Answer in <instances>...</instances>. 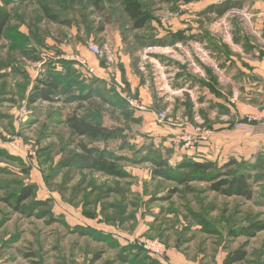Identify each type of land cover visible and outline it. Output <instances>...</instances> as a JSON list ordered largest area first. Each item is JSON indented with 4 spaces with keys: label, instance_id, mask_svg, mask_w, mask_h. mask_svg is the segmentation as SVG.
<instances>
[{
    "label": "rangeland",
    "instance_id": "obj_1",
    "mask_svg": "<svg viewBox=\"0 0 264 264\" xmlns=\"http://www.w3.org/2000/svg\"><path fill=\"white\" fill-rule=\"evenodd\" d=\"M139 1L154 18L146 30L131 31L132 36H160L162 27L175 26L178 11L185 13L184 22L190 21L184 26H191L206 46L211 43L209 39L237 37L240 32L248 33L244 35L247 38H255L249 29L254 18L246 16L251 8L234 10L218 18L203 16L201 11L223 0ZM241 1L244 6H251L256 0ZM122 2L0 0V9L12 18L5 36L0 38V75H6L0 79V264H150L175 261V257H182L188 264H224L228 254L237 250L247 253L244 264H263L264 230L253 236L246 232L249 227L264 225V173L251 172L255 180L252 200L212 192L204 182L179 186L174 180L155 177V166L149 159H143L148 155L155 157L150 151H160L165 156L173 148L171 168L182 160L175 153L176 136L170 144L161 142L160 129H175V126L157 121L161 113L158 107L145 106V111L137 112L144 119L150 114L151 119L147 118L149 122L142 128H136L142 135L157 138L152 143L138 137L131 141L134 146L129 152H120L126 157L121 163L124 178L59 167L61 162L80 152V144L88 143L85 139L72 138L63 122L75 113L83 114L90 103L60 96L54 103L39 101L30 105L28 96L50 69L67 74L68 68L61 63L67 57L63 43L76 51L79 44L102 42L104 55L113 56L115 63L111 69L116 74L120 62L115 53L121 45V32L129 29ZM46 13L57 20H51ZM227 23L232 24V30H227ZM206 46L191 44L167 50L157 45L144 49V53L141 50L140 66L155 95L159 97L158 89L162 87L161 66H169L172 61L185 65L194 62L198 67L202 61L208 64L209 59L200 56L201 51L206 52ZM3 65L7 67L2 68ZM73 71L78 81L72 91L74 97L95 90L113 97L109 92L114 87L97 83L95 74L89 75L76 66ZM93 101L102 104L98 98ZM111 108V104L104 106L109 115L117 112ZM168 113L174 118V111ZM144 143L149 152H141ZM231 171L248 173L242 167ZM171 174L177 175L175 171ZM27 186L34 188V195L22 206L48 203L40 210H33L31 218L2 201L9 199L15 204L16 195ZM174 189L176 192L172 193ZM42 213L43 217L47 213L45 218L36 217ZM51 217L56 222L49 224ZM77 227L94 231L96 236L73 233ZM144 241L161 242L165 253L152 256L144 248ZM121 255L128 262H122Z\"/></svg>",
    "mask_w": 264,
    "mask_h": 264
},
{
    "label": "crops",
    "instance_id": "obj_2",
    "mask_svg": "<svg viewBox=\"0 0 264 264\" xmlns=\"http://www.w3.org/2000/svg\"><path fill=\"white\" fill-rule=\"evenodd\" d=\"M250 8L252 11L246 16L254 18L253 22H250L249 29L250 35L255 38H247L244 35L248 33L240 32L237 37L209 39L211 43L207 46L204 39L203 42L192 41L188 44L160 46L161 49L167 50L187 47L191 44L206 46V52L201 51L200 56L207 57L209 63H204L200 57L203 62H199L200 67L194 62L185 65V62L180 61H172L169 66H161L162 87L158 89L159 97L151 89L153 85L145 76L144 68L140 66L141 51L136 52L139 53V59L135 70L132 66V58L127 54L128 44H125L123 39L115 53L119 55L120 62L116 74L111 69L115 63L113 56L110 53H106L105 56L104 51L102 56H95L87 48L89 43L79 44L76 51L63 43V47H67V57L64 58L80 69H82L80 63L85 62L95 70L97 81L107 87L114 86L118 92L127 88L133 99L142 103L144 107L150 109L158 107L161 112L166 111L171 119L169 124L175 126V129L161 128L160 139L164 145H167L172 143L170 141L176 136L175 153L181 159L187 156L196 161H213L219 164L231 159L253 161L258 155L264 157V125L255 126L252 131L234 128L237 122L245 120L248 115L264 107V0H256L255 5L251 6L245 4V10ZM176 12L179 14L175 17L177 23L170 29L162 27L161 34L158 35L160 38L169 31L178 32L191 27L184 26V23H190V21L184 22L185 13ZM231 25V23L226 24L228 31L232 30ZM101 44L102 42L95 45L102 49ZM150 48L152 47L144 49ZM144 49L143 53L146 51ZM164 58L161 60L164 61ZM169 62L170 60L167 59V63ZM171 96H175V99ZM171 101L176 105L168 103ZM170 110L175 112L174 118L168 113ZM137 115L142 117L139 113ZM148 115L146 114L145 117L151 119ZM147 118H143V126L149 122ZM196 128L209 130L211 133L208 139L202 140L196 135ZM244 263L243 261L238 264ZM160 264L188 263L183 261L182 257H175V261H163Z\"/></svg>",
    "mask_w": 264,
    "mask_h": 264
},
{
    "label": "trees",
    "instance_id": "obj_3",
    "mask_svg": "<svg viewBox=\"0 0 264 264\" xmlns=\"http://www.w3.org/2000/svg\"><path fill=\"white\" fill-rule=\"evenodd\" d=\"M244 3L241 0H223L220 3L208 5L201 11V15H214L218 18L224 17L227 13L234 10H243ZM177 10V9H175ZM122 11L125 18L128 20L129 29L121 32L122 39L125 44H128L129 54L132 58L133 68H137L139 57L135 56L137 51H141L147 47L155 46H175L179 43L188 44L192 41H201L203 38L197 36L189 27L178 32L169 31L162 38L159 36L141 34L131 35V31L139 32L146 30L153 21L150 11L139 0H123ZM46 16L51 20H57L55 16L46 13ZM12 18L9 13L0 9V38L5 36L6 29ZM127 32V33H126ZM124 33V34H123ZM134 37V38H133ZM32 60L37 61L36 57ZM67 68L66 75L57 73L56 69H50L43 80L37 81L32 91L28 96L30 105L36 104L39 101L56 102L60 96H70V99H78L81 102L90 103V107L85 109L81 115L76 113L67 117L63 122L70 132L72 138L85 139L88 143H82L79 146L80 152L73 154L68 159L59 164V167L85 169L107 174L115 178H124L125 173L121 168V163L125 160L124 155L120 152H129L134 146L131 141H136L138 137L144 139V142H154L153 138L147 135H142L138 127L143 126V118L137 115V112L132 110L123 95L132 96L128 93L127 88L118 92L116 88H112L109 92L112 98H108V93L101 91H91L89 94L82 93L78 97H74L72 92L77 88L78 81L73 71L72 62H61ZM7 67L3 65L2 68ZM17 72V70H16ZM139 73V72H138ZM6 75H0V79H5ZM97 83H101L97 81ZM106 94V95H105ZM92 95V96H91ZM72 96V97H71ZM100 99L102 104L94 103L93 100ZM111 104V111H117L115 114L109 115L104 109V106ZM119 112V113H118ZM124 115L125 118H123ZM127 125V128H122ZM137 127V128H136ZM125 129V131H124ZM115 145V146H114ZM145 143L140 147L141 152H146ZM149 152V150L147 151ZM154 158L144 157L149 159L155 166L153 175L174 180L179 186H187L193 182H204L209 184V189L212 192L219 193L226 197H240L245 200H252L254 196V177L251 172L261 171L264 173V157L258 155L253 161H237L231 159L224 164H219L213 161H196L190 157H184L176 165L171 168L170 159L174 155V149L168 150L166 155L160 151H150ZM246 172L231 171L232 168H240ZM175 171L177 175H172ZM240 171V170H238ZM176 192V189L172 193ZM34 188L27 186L16 195V203L12 204L9 199H2L3 202L12 206L16 212L24 214L26 217H33V210H40L42 207L48 206V203L35 202L31 206H22L24 202L32 198ZM47 215L43 213L37 215V218H45ZM56 222V219L51 217L49 224ZM264 230V225L249 227L248 235L253 236L256 232ZM80 236L92 237L96 236L94 231H86L82 228H76L72 231ZM247 253L243 250H237L228 254L224 264H238L246 260ZM122 262H128L127 258L121 255ZM150 264H160L157 261H152Z\"/></svg>",
    "mask_w": 264,
    "mask_h": 264
},
{
    "label": "built area",
    "instance_id": "obj_4",
    "mask_svg": "<svg viewBox=\"0 0 264 264\" xmlns=\"http://www.w3.org/2000/svg\"><path fill=\"white\" fill-rule=\"evenodd\" d=\"M87 48L95 56L100 57L103 55V50L93 43H89L87 45ZM80 64L82 66V70H85L87 74L89 75L95 74V70L89 67L85 62L82 61ZM124 98L127 100L132 110L136 112H143L146 110L143 104L140 103L139 101L129 96L124 97ZM157 121L159 123H168V124L171 123V119L168 117V115L165 112H161L157 115ZM257 125H264V107L258 109L252 115H248L245 120L237 122L234 125V128L238 130H243V131H252L253 128ZM210 133L211 132L206 129H200V128L195 129V134L199 135L202 140H207L208 137L210 136ZM144 248L154 257L163 255L165 253V247L159 241H144Z\"/></svg>",
    "mask_w": 264,
    "mask_h": 264
}]
</instances>
